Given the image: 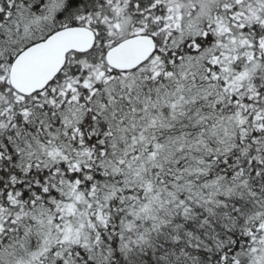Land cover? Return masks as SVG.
I'll list each match as a JSON object with an SVG mask.
<instances>
[{
    "label": "snow or ice",
    "instance_id": "snow-or-ice-1",
    "mask_svg": "<svg viewBox=\"0 0 264 264\" xmlns=\"http://www.w3.org/2000/svg\"><path fill=\"white\" fill-rule=\"evenodd\" d=\"M0 264H264V0H0Z\"/></svg>",
    "mask_w": 264,
    "mask_h": 264
}]
</instances>
